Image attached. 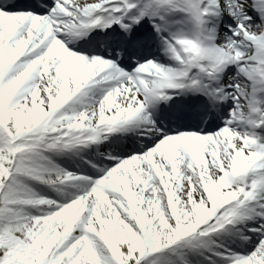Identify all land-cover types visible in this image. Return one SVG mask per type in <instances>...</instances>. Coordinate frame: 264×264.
<instances>
[{
    "label": "snow or ice",
    "instance_id": "snow-or-ice-1",
    "mask_svg": "<svg viewBox=\"0 0 264 264\" xmlns=\"http://www.w3.org/2000/svg\"><path fill=\"white\" fill-rule=\"evenodd\" d=\"M0 264H264V0H0Z\"/></svg>",
    "mask_w": 264,
    "mask_h": 264
},
{
    "label": "bare ground",
    "instance_id": "bare-ground-1",
    "mask_svg": "<svg viewBox=\"0 0 264 264\" xmlns=\"http://www.w3.org/2000/svg\"><path fill=\"white\" fill-rule=\"evenodd\" d=\"M54 157H55V156L52 157L53 160L55 159ZM56 157H58V156H56Z\"/></svg>",
    "mask_w": 264,
    "mask_h": 264
},
{
    "label": "rangeland",
    "instance_id": "rangeland-1",
    "mask_svg": "<svg viewBox=\"0 0 264 264\" xmlns=\"http://www.w3.org/2000/svg\"><path fill=\"white\" fill-rule=\"evenodd\" d=\"M38 188V187H37ZM38 190V189H37Z\"/></svg>",
    "mask_w": 264,
    "mask_h": 264
}]
</instances>
